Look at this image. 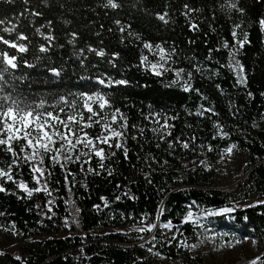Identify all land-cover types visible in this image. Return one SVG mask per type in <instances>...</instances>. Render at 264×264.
Instances as JSON below:
<instances>
[{
	"label": "trees",
	"instance_id": "16d2710c",
	"mask_svg": "<svg viewBox=\"0 0 264 264\" xmlns=\"http://www.w3.org/2000/svg\"><path fill=\"white\" fill-rule=\"evenodd\" d=\"M105 3L0 0L5 21L0 27L15 24L28 36L22 42H30L29 51L18 56L35 65L18 61L19 67L5 74L9 83L0 82V95L12 92L29 103L43 98L47 107L60 95L99 90L110 93L109 111L120 109L128 122L127 158L102 145L115 155L101 168L94 155L75 161L78 146L75 162L60 158L63 168L46 159L40 184L31 172L34 162H25L20 153L12 165L14 157L0 146V168L12 165L16 181L3 184L7 191L0 192V264H162L151 251L176 259L183 254L189 264H202L186 248L199 233L187 219L192 208L201 209L209 226L224 236L264 243V26L259 23L264 0H117V9ZM165 12L168 23L158 18ZM36 28L54 39L45 40ZM245 33L248 42L239 48ZM49 44L47 53L38 51ZM155 45L164 49V61ZM90 47L106 55L97 56ZM52 67L62 69L60 77L48 71ZM97 77L129 83L104 87ZM186 83L198 91L185 92ZM165 119L166 131L160 128ZM101 130L86 129L92 136ZM233 145L246 154L244 175L236 190H222L214 166ZM14 148L19 153L20 145ZM21 181L47 191L28 196L17 187ZM164 225L172 236L162 235ZM15 240L22 243L8 244ZM257 264H264V254Z\"/></svg>",
	"mask_w": 264,
	"mask_h": 264
},
{
	"label": "snow or ice",
	"instance_id": "6c2138e0",
	"mask_svg": "<svg viewBox=\"0 0 264 264\" xmlns=\"http://www.w3.org/2000/svg\"><path fill=\"white\" fill-rule=\"evenodd\" d=\"M12 2V0H9ZM28 0H25L27 3ZM233 8L236 7L235 4L231 5ZM105 8L117 9L120 4L117 0H106L103 5ZM187 8L188 6L185 5ZM241 11H243L241 9ZM33 15H40V13H33ZM167 12L163 15H159L158 18L164 23H168L165 19ZM117 25L120 21H115ZM264 26V19L259 22ZM5 21L0 20V25H4ZM195 28L196 25H193ZM236 27H239L237 25ZM121 32L125 29L123 26L120 28ZM36 32L44 36V39L51 42L54 38L51 35L45 36L41 33L40 28H36ZM0 33H7L10 38H5L4 35L0 34V45H5V49H0V82L4 85L9 83L5 78V74H10V69H16L19 67L18 61H23L28 67H34V64H30L23 59V56H18V54L27 53L29 51V43H23L22 41H28L29 38L22 32L16 30V25L13 24L11 27H0ZM14 34V36H13ZM131 35V33H130ZM233 37H236V32H232ZM75 36V34H73ZM70 43L72 41H69ZM248 42L247 33L244 34L243 40L238 42L239 48H242L245 43ZM48 47L45 45H40L38 51L40 53H47L49 51ZM145 48H152L153 46L145 43ZM155 47L160 52V60H165L164 49L160 45H155ZM225 48H228L227 43L224 44ZM7 49H14L15 52L10 53ZM90 52H95L97 56L104 57L106 53L103 49L97 50L93 48L88 49ZM83 50H81L82 52ZM234 55V53H232ZM37 60L41 57L37 56ZM86 59V57H85ZM147 60V57H142V62ZM113 63V61H109ZM237 66H239V71L242 73L244 71L243 66L240 65L239 61H236ZM81 66H84V61L81 60ZM113 66L114 63H113ZM163 65H161L162 67ZM156 64H152V68L155 69ZM55 77H60L62 69L52 67L48 69ZM183 72L180 69L176 72L179 76ZM156 75H161L160 72H156ZM192 73H188L189 80L191 79ZM17 79H23L22 77ZM84 79V77H81ZM239 82L244 83L245 78L243 76L239 77ZM97 83L104 87H111L112 85H127L129 82L127 80H115L108 78L107 82L104 78L97 77ZM172 83H176L173 81ZM185 92L189 90L198 91L191 89L190 84H185L183 87ZM4 92V88L0 87V93ZM251 95V94H250ZM71 96L72 99L68 97ZM110 93H104L102 91L95 92H75L68 93L67 95H60L58 102L56 104L48 105L46 107L45 99L41 98L38 103L26 102L25 99H21L13 95L12 92H8L5 95H0V146H4V150L10 153L14 159L12 160V165L17 164V160L20 159V153H23V160L25 162L33 163L31 167V172L33 173V179L37 184H40L41 177L45 176V168L42 167L45 160H50L53 164H60L63 168L64 165L61 164L60 158L63 157L66 162H75L81 159V156L94 155L101 161L100 167L103 168V161L109 158L110 155H115V152L109 153L107 149L115 147L124 152L125 158H127L128 149L124 147L123 141L126 139V130L128 128L127 117L120 112V109L111 110L110 100L107 98ZM51 110H48V109ZM67 109V110H66ZM210 111V110H209ZM63 114V115H61ZM202 112H197L196 115H202ZM155 115H159L158 113ZM158 122V121H157ZM113 125H116L114 127ZM93 126H99L102 130L97 135L92 136L90 132L86 129H91ZM170 126L165 123L160 126L161 129L165 131ZM219 127V126H217ZM143 132V129H140ZM153 131H158L153 129ZM222 131V129H221ZM170 134V133H167ZM227 136V133H223ZM135 139V137H133ZM14 144L20 145L19 153L16 152ZM58 145V146H57ZM102 145H106L107 149ZM78 146H81L79 154L75 155V161L73 160L72 153L77 152ZM184 148H188V143H183ZM169 147H172L170 144ZM232 147H235L233 145ZM232 147L226 149L227 152L232 151ZM87 149L88 151H83ZM211 150V148H209ZM87 163V161H85ZM9 165L8 170L0 168V192H6V188L3 184L14 180L11 168ZM89 171H95L89 168ZM51 173H49L50 175ZM99 174V173H97ZM109 174H111L109 172ZM17 187L27 192L28 196L33 194V191L39 192L41 190L47 191L46 186L42 189L40 187L29 189L27 184L23 181L17 183ZM50 194V193H49ZM119 199V197H117ZM51 203V201H49ZM51 211V209H49ZM224 212H229L231 209L225 208ZM192 213L189 212L188 219H191ZM168 227V225H164ZM155 227V225L150 226ZM139 231H145L141 228ZM239 242V241H238ZM19 259V257H17ZM260 260L257 257L255 260L251 261L250 264H257Z\"/></svg>",
	"mask_w": 264,
	"mask_h": 264
},
{
	"label": "rangeland",
	"instance_id": "374dc122",
	"mask_svg": "<svg viewBox=\"0 0 264 264\" xmlns=\"http://www.w3.org/2000/svg\"><path fill=\"white\" fill-rule=\"evenodd\" d=\"M246 154L236 147L231 152H224L214 166L215 180L218 188L234 191L241 181L245 170ZM63 159V157H61ZM192 213L189 221L199 227L198 238L195 242L186 245L190 257H198L202 264H250L251 261L264 254V243L257 239L239 241L233 237H227L219 231L213 230L208 221L203 217V211L198 208L189 210ZM188 212V214H189ZM187 214V217H188ZM143 228L139 226L137 229ZM162 235H173L171 228L165 227ZM147 238L142 239L145 241ZM22 243L15 240L8 244ZM155 260L162 264H189L188 259L181 254L178 259L167 258L154 251L150 252Z\"/></svg>",
	"mask_w": 264,
	"mask_h": 264
}]
</instances>
